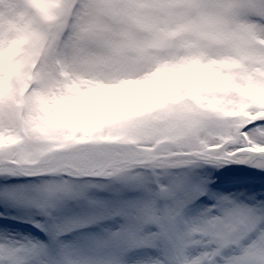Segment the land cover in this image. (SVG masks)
<instances>
[{
	"label": "snow or ice",
	"instance_id": "1",
	"mask_svg": "<svg viewBox=\"0 0 264 264\" xmlns=\"http://www.w3.org/2000/svg\"><path fill=\"white\" fill-rule=\"evenodd\" d=\"M0 264H264V0H0Z\"/></svg>",
	"mask_w": 264,
	"mask_h": 264
},
{
	"label": "rangeland",
	"instance_id": "2",
	"mask_svg": "<svg viewBox=\"0 0 264 264\" xmlns=\"http://www.w3.org/2000/svg\"><path fill=\"white\" fill-rule=\"evenodd\" d=\"M226 179L231 180V179H236V178H234V177H226Z\"/></svg>",
	"mask_w": 264,
	"mask_h": 264
}]
</instances>
